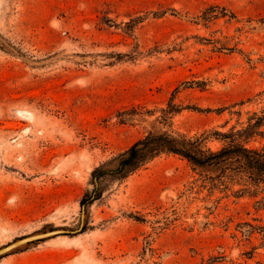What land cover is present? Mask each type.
<instances>
[{
  "label": "rangeland",
  "instance_id": "rangeland-1",
  "mask_svg": "<svg viewBox=\"0 0 264 264\" xmlns=\"http://www.w3.org/2000/svg\"><path fill=\"white\" fill-rule=\"evenodd\" d=\"M254 112L264 0H0V250L61 232L0 264H264V191L168 154L93 179L150 133L219 151Z\"/></svg>",
  "mask_w": 264,
  "mask_h": 264
},
{
  "label": "trees",
  "instance_id": "trees-1",
  "mask_svg": "<svg viewBox=\"0 0 264 264\" xmlns=\"http://www.w3.org/2000/svg\"><path fill=\"white\" fill-rule=\"evenodd\" d=\"M215 136L228 144L219 151L207 148L206 141L210 136L189 137L184 134L150 133L135 142L127 151L119 154L108 165L93 172L95 182L108 177L125 178L152 162L161 155H176L187 160L203 178L204 186L213 188L231 185L241 187L237 194L247 191L257 196L264 191V145L249 146L256 138H264V112H254L245 127L233 128L228 133H215ZM99 198L98 189L87 193L81 205L86 207ZM264 228V227H259Z\"/></svg>",
  "mask_w": 264,
  "mask_h": 264
},
{
  "label": "water",
  "instance_id": "water-1",
  "mask_svg": "<svg viewBox=\"0 0 264 264\" xmlns=\"http://www.w3.org/2000/svg\"><path fill=\"white\" fill-rule=\"evenodd\" d=\"M59 233H61V232H56V231L55 232H49L46 234H40V235L25 238L23 240H19L13 244L1 249L0 250V257L3 255H6L7 253L11 252L12 250H14L18 247L28 245L29 243L34 242V241H39V240H42V239H45V238H48L51 236L58 235Z\"/></svg>",
  "mask_w": 264,
  "mask_h": 264
}]
</instances>
